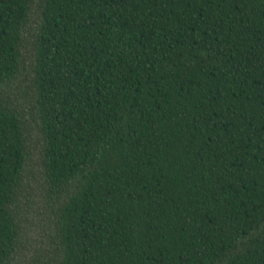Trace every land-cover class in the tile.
<instances>
[{"label": "trees", "instance_id": "trees-1", "mask_svg": "<svg viewBox=\"0 0 264 264\" xmlns=\"http://www.w3.org/2000/svg\"><path fill=\"white\" fill-rule=\"evenodd\" d=\"M0 264H264V0H0Z\"/></svg>", "mask_w": 264, "mask_h": 264}, {"label": "rangeland", "instance_id": "rangeland-1", "mask_svg": "<svg viewBox=\"0 0 264 264\" xmlns=\"http://www.w3.org/2000/svg\"><path fill=\"white\" fill-rule=\"evenodd\" d=\"M33 13H36V9H35V4H33ZM35 14L33 15V19L35 18ZM32 168L35 169L36 168V165H35V162H34V157L32 158ZM33 178H36L35 175H29ZM30 184L33 186V187H36L38 184L35 182V180H30ZM39 190V185L37 186V188L35 190L32 191V194H30L28 196V198H26V202L28 203V205L26 206L25 208V212L27 213V217L30 219V220H34L35 223L30 226V231H31V236L32 237H39L38 236V228L36 227V224H37V220L41 221L42 219V215H37V209L38 208H43L44 205H45V201L42 200V197L40 195H37V196H32L33 193L35 192H38ZM37 219V220H36ZM43 223H45V220L43 219L42 220Z\"/></svg>", "mask_w": 264, "mask_h": 264}]
</instances>
